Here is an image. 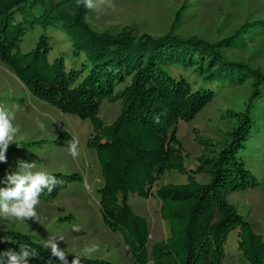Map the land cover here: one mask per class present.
<instances>
[{
	"label": "trees",
	"instance_id": "16d2710c",
	"mask_svg": "<svg viewBox=\"0 0 264 264\" xmlns=\"http://www.w3.org/2000/svg\"><path fill=\"white\" fill-rule=\"evenodd\" d=\"M37 3L43 0H0V59L36 95L64 112L95 120L89 145L97 153L103 178L98 188L102 216L111 230L130 242L137 260L145 256L148 233L144 218L129 209L127 199L134 193L147 197L165 166H181V161L176 162L180 159L176 124L189 120L213 97V85L234 86L248 77L257 79L255 91H260L259 71L222 54V48L232 46L248 24L226 38L208 42L174 35L172 29L158 37L137 36L127 29L97 31L86 22V9L76 0L44 7L33 19L15 17ZM65 5L67 9L59 8ZM37 22L58 23L69 34L77 66L68 67L63 57L49 61L50 44L43 34L30 51L20 52L22 36ZM121 83L122 89L114 94V87ZM104 97L122 102L115 120L106 125L98 116ZM253 123L248 110L240 113L229 138L206 159L209 182L198 183L188 176L183 184L157 189L161 214L169 224L166 250H161L169 264H220L231 232L239 247H250L253 264H264V244L226 199L229 190L257 184L242 154ZM48 174L63 183L76 177ZM62 184L50 194L45 189L39 199L51 201ZM21 245L35 253L27 264H61L27 235L0 229V255L19 252Z\"/></svg>",
	"mask_w": 264,
	"mask_h": 264
},
{
	"label": "rangeland",
	"instance_id": "374dc122",
	"mask_svg": "<svg viewBox=\"0 0 264 264\" xmlns=\"http://www.w3.org/2000/svg\"><path fill=\"white\" fill-rule=\"evenodd\" d=\"M60 1L43 0V5L37 3L25 8L15 17L33 19L44 7L53 8ZM62 6L59 8L67 5ZM85 9L84 18L92 29L111 32L127 29L137 36L148 33L158 37L172 29L174 35L183 38L216 42L247 23V30L235 38L232 46L223 47L222 54L229 61L259 71L260 91H255L257 79L248 77L234 86L227 82L216 87L212 84L213 97L189 120L176 124L174 135L180 147V159L176 162L181 161V166L177 168L173 163L165 166L147 197L134 193L127 199L129 209L144 218L148 233L145 256H137L136 260L130 242L121 232L111 230L102 216L98 188L103 178L97 153L89 145V138L96 130L95 120L64 112L36 95L0 59V105L15 109L13 124L20 129L6 151L7 162L0 163V187L6 186L7 175L19 171V161L35 163L33 171L76 176L60 185L51 201L40 200L36 208L39 222L0 218V229L23 233L40 245L42 239L63 237V241L56 242L67 254L68 264L74 256L80 258V264H169L161 252L166 250L169 224L161 214L162 202L155 195L157 189L183 184L188 176L198 183L209 182L206 159L226 142L240 113L248 110L254 123L242 154L257 184L229 190L226 199L264 244V0H106L98 10ZM42 34L50 44L49 61L63 57L68 67L78 65L71 38L58 23L37 22L27 28L20 41V52L35 47ZM122 87L123 83L117 84L113 93H119ZM110 98L104 97L98 106L103 125L113 122L122 107L120 99ZM40 124L44 125L43 129ZM73 137L80 142L76 158L68 152ZM73 225H79L81 231L73 232ZM92 244L99 245V250L84 256L83 249ZM45 250L51 253L50 249ZM224 251L220 264H253L250 247L247 250L239 247L232 232L226 238Z\"/></svg>",
	"mask_w": 264,
	"mask_h": 264
},
{
	"label": "clouds",
	"instance_id": "9594fccd",
	"mask_svg": "<svg viewBox=\"0 0 264 264\" xmlns=\"http://www.w3.org/2000/svg\"><path fill=\"white\" fill-rule=\"evenodd\" d=\"M106 0H76L77 5L81 3L87 9L98 10L101 5L105 4ZM109 6H112L109 4ZM15 109H8L3 105H0V163H6V151L10 144L13 143L20 129L19 126H14ZM159 122V118H157ZM42 129L43 124L39 125ZM79 139L73 137L69 142L68 152L76 158L79 155ZM36 167L35 163H28L24 161L18 162L19 171H15L6 176V186L0 187V218L7 221H27L29 219L39 222L40 216L38 215L36 208L40 203L41 193L47 189L50 194L53 189L62 184L63 181H59L55 176L48 174L44 171H33ZM73 232H80L81 227L79 225L72 226ZM57 239L63 241V237H49L48 239H42L41 245L45 249H50L51 255L58 259L61 264H68L67 254L64 250L59 248ZM19 252L12 250L3 252L0 255V264H27L28 257L35 255L34 252H30L26 245H21ZM99 250V245L92 244L85 246L83 249V255L88 257ZM71 264H80V258L74 256Z\"/></svg>",
	"mask_w": 264,
	"mask_h": 264
}]
</instances>
